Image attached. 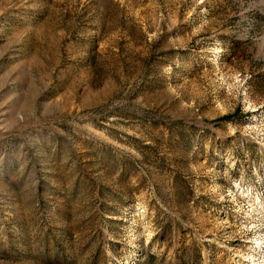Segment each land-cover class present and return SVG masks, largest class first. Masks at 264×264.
I'll use <instances>...</instances> for the list:
<instances>
[{
    "label": "rangeland",
    "instance_id": "rangeland-1",
    "mask_svg": "<svg viewBox=\"0 0 264 264\" xmlns=\"http://www.w3.org/2000/svg\"><path fill=\"white\" fill-rule=\"evenodd\" d=\"M0 264H264V0H0Z\"/></svg>",
    "mask_w": 264,
    "mask_h": 264
}]
</instances>
